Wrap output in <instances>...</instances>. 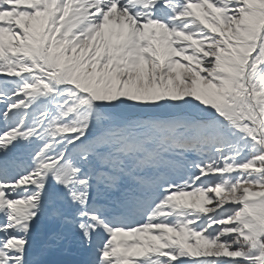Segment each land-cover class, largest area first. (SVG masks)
I'll return each instance as SVG.
<instances>
[{
	"label": "snow or ice",
	"instance_id": "obj_1",
	"mask_svg": "<svg viewBox=\"0 0 264 264\" xmlns=\"http://www.w3.org/2000/svg\"><path fill=\"white\" fill-rule=\"evenodd\" d=\"M0 264H264V0H0Z\"/></svg>",
	"mask_w": 264,
	"mask_h": 264
}]
</instances>
